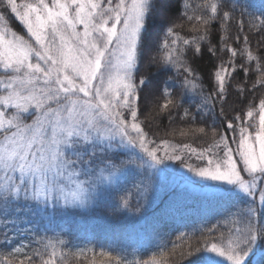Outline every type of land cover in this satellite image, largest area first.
<instances>
[{"label":"snow or ice","instance_id":"snow-or-ice-1","mask_svg":"<svg viewBox=\"0 0 264 264\" xmlns=\"http://www.w3.org/2000/svg\"><path fill=\"white\" fill-rule=\"evenodd\" d=\"M158 7L159 0H0V245L15 239L8 214L20 205L90 211L101 188L133 169L139 179L109 215H140L168 161L249 198L199 238L181 233L187 239L173 247L172 264L200 252L245 264L264 241V13L247 12L237 0H205L190 15L189 0H177L178 14L165 18L145 60V33ZM185 18L196 21L191 38L176 34ZM244 32L260 38L255 50ZM241 39L244 47H234ZM203 58L212 71L201 75ZM164 115L170 127L184 125L168 135L193 137L199 147L152 138L149 129ZM126 149L133 150L127 158L116 157ZM22 231L30 243L8 254L22 253L19 264H53L55 244L71 245L61 231ZM29 247L31 254L23 252ZM41 248L52 250L48 260Z\"/></svg>","mask_w":264,"mask_h":264},{"label":"trees","instance_id":"trees-1","mask_svg":"<svg viewBox=\"0 0 264 264\" xmlns=\"http://www.w3.org/2000/svg\"><path fill=\"white\" fill-rule=\"evenodd\" d=\"M205 0H189L192 5L189 14L194 15L196 6L201 5ZM241 8L247 12H254L257 15L264 13V0H237ZM177 0H159V7L151 16L145 33L144 59L154 51L159 38L166 28L165 18L177 15ZM239 16V10L237 12ZM247 22V16L243 17ZM182 28H176V34L183 38H191L195 35L194 28L196 21L189 22L186 18L181 20ZM19 32L22 26L13 25ZM235 36V29L233 30ZM241 37L250 35L251 43L249 47L256 49L259 37L255 33H240ZM176 37L174 36L173 39ZM179 46V41H177ZM234 47H244L243 41L234 42ZM230 54L225 55L227 60ZM241 59L239 51L237 62ZM246 60V57H243ZM215 60V58H213ZM219 63L218 61H216ZM201 75L212 71L211 62L208 58L199 61ZM154 72V79L159 80L161 74ZM235 100V97H233ZM189 102H191L189 100ZM219 114L217 108V115ZM144 120V117L140 118ZM211 122V117H207ZM144 125L142 124V127ZM183 123L170 127L167 116H161L156 124L149 129L155 135L152 138L158 142L162 139L170 140L173 144L180 145L182 142H189L193 147H199L201 141L193 137H181L168 135L172 127H183ZM131 152H118L117 158H127ZM137 156V154L135 153ZM140 157V156H137ZM171 161L166 162V164ZM181 166L179 162L172 163ZM139 172L128 171L119 179L115 187H103L100 189L97 204L90 211L79 209H49L40 211L34 207L29 210L24 205L18 213L9 212V216L14 223L10 227L15 230V239L4 245H0V264H9L10 260H15V264L23 259L22 253H14L9 256V252L14 247H19L22 243H30V237L23 234L22 229L34 228L37 230H47L49 236L51 232L61 231L70 241L65 247L59 243L55 244V254L53 264H115L114 256L121 258V264H131L134 261L152 260L155 258L158 264H172L177 259L172 254L175 245L183 243L187 238L181 237V233H187L189 237L199 238L201 230L212 226L222 219L229 212H234L237 208L246 207L248 199L235 193L222 194L220 196L211 195L209 197L199 196L187 189L180 190L168 186L166 180L155 178V190L151 201L146 205L142 214L132 215L127 211H121L114 216L109 212L116 208L118 197L125 190L130 189L139 179ZM178 237H181L178 239ZM73 245H76L75 247ZM36 247V245H32ZM32 247L23 249V252L31 254ZM111 251L112 256L102 254ZM44 260H48L52 253L41 248ZM206 252H200L184 261V264H202ZM25 264H28L26 261ZM37 264H40L38 261ZM245 264H264V241L258 240L253 246Z\"/></svg>","mask_w":264,"mask_h":264},{"label":"rangeland","instance_id":"rangeland-1","mask_svg":"<svg viewBox=\"0 0 264 264\" xmlns=\"http://www.w3.org/2000/svg\"><path fill=\"white\" fill-rule=\"evenodd\" d=\"M129 151L133 152V150L130 149L122 150L119 152ZM135 153L137 154V156L141 155L139 152ZM172 163L177 164L178 162L171 161V163L169 164L165 163L161 165L160 171L157 173L160 179L166 180L168 186L171 188L178 187L180 190L187 189L190 192H193L203 197H209L211 195L220 196L222 194L232 192L249 200V198L245 194L240 192L234 186L227 185L223 182L211 181L195 177L191 173H189L185 168L181 166H175ZM202 264H228V262L221 257H217L213 253L206 252L205 259Z\"/></svg>","mask_w":264,"mask_h":264}]
</instances>
